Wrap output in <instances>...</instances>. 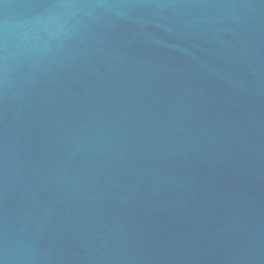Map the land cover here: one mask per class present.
Listing matches in <instances>:
<instances>
[{
  "label": "water",
  "instance_id": "1",
  "mask_svg": "<svg viewBox=\"0 0 264 264\" xmlns=\"http://www.w3.org/2000/svg\"><path fill=\"white\" fill-rule=\"evenodd\" d=\"M0 264H264V0H0Z\"/></svg>",
  "mask_w": 264,
  "mask_h": 264
}]
</instances>
